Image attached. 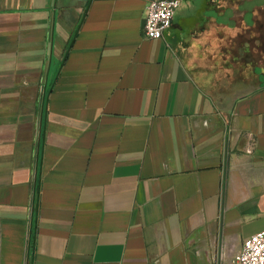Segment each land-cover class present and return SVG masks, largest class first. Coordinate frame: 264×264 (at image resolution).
<instances>
[{
    "label": "crops",
    "instance_id": "obj_1",
    "mask_svg": "<svg viewBox=\"0 0 264 264\" xmlns=\"http://www.w3.org/2000/svg\"><path fill=\"white\" fill-rule=\"evenodd\" d=\"M148 1L0 0V264H232L264 231L257 32L224 49L257 0L161 40Z\"/></svg>",
    "mask_w": 264,
    "mask_h": 264
},
{
    "label": "built area",
    "instance_id": "obj_2",
    "mask_svg": "<svg viewBox=\"0 0 264 264\" xmlns=\"http://www.w3.org/2000/svg\"><path fill=\"white\" fill-rule=\"evenodd\" d=\"M181 0H149L142 28L146 40H161L173 22ZM232 264H264V231L252 236L243 245Z\"/></svg>",
    "mask_w": 264,
    "mask_h": 264
},
{
    "label": "trees",
    "instance_id": "obj_3",
    "mask_svg": "<svg viewBox=\"0 0 264 264\" xmlns=\"http://www.w3.org/2000/svg\"><path fill=\"white\" fill-rule=\"evenodd\" d=\"M231 1V8L236 7L235 1L236 0H230ZM257 16L255 19L254 25H252L247 30V35L242 33L237 34H230L226 40V43L224 45V49L226 50V47L229 46L230 54L234 55L237 53L238 48L240 45H243L245 43L251 44L254 41V33L257 32V56H259V59L257 58V78L262 76L264 77V4L262 3L260 6H257ZM250 31V32H249Z\"/></svg>",
    "mask_w": 264,
    "mask_h": 264
},
{
    "label": "rangeland",
    "instance_id": "obj_4",
    "mask_svg": "<svg viewBox=\"0 0 264 264\" xmlns=\"http://www.w3.org/2000/svg\"><path fill=\"white\" fill-rule=\"evenodd\" d=\"M203 1H204V0H197V3H196V4H197L198 6H200V5H202ZM181 2L184 3L183 0H181ZM262 3L264 4V0H257V6H260ZM250 5H251V4H247L248 7H249ZM257 58L259 59V56H257Z\"/></svg>",
    "mask_w": 264,
    "mask_h": 264
}]
</instances>
